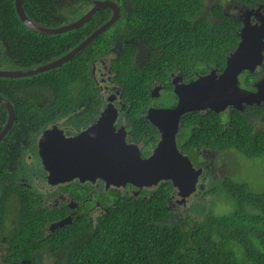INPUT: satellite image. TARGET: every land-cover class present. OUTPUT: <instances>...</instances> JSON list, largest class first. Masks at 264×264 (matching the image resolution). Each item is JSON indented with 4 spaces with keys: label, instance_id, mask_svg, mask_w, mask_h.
I'll return each mask as SVG.
<instances>
[{
    "label": "trees",
    "instance_id": "obj_1",
    "mask_svg": "<svg viewBox=\"0 0 264 264\" xmlns=\"http://www.w3.org/2000/svg\"><path fill=\"white\" fill-rule=\"evenodd\" d=\"M123 4L119 23L99 35L70 61L32 76L0 77V93L15 107L17 119L0 143V176L5 154L9 158L18 147L44 129L55 111L62 113L74 100L97 93L90 75L91 60L109 52L120 31L140 30L153 48L146 66L134 61L132 45H126L113 69L124 94L133 102L134 122L144 129L138 112L149 101L151 79H163L164 72L181 67L188 70L202 62L220 69L239 41L242 21L229 15L220 1L206 0H116ZM249 6L264 0H238ZM27 14L36 22L59 26L64 20L52 14L51 0H23ZM111 15L110 8L98 11L86 24L60 34H43L28 28L20 19L15 0H0V38L7 41L12 56L5 51L2 64L17 68L34 67L67 53L89 36ZM264 65V64H263ZM244 87H252L253 76L246 71ZM264 105L235 110L230 121L218 112L193 111L183 115L186 132L181 149L212 144L233 149L248 157L264 156ZM8 119L0 103V130ZM142 121V122H140ZM231 122V124H230ZM6 178V176H5ZM4 178L0 179V185ZM6 183V182H5ZM213 192L234 199L232 209L215 211V203L196 206L203 217L189 216L171 222L168 206L170 189L160 186L150 198H121L99 224L87 231L67 229L62 239L48 246L59 251L52 264H264V189L254 190L245 180L225 178ZM2 199L0 213H2ZM15 205L17 228L9 235L12 248L26 253L40 244L42 215L31 211L29 198L5 189V211ZM41 241V240H40ZM64 241V242H62Z\"/></svg>",
    "mask_w": 264,
    "mask_h": 264
},
{
    "label": "flooded vegetation",
    "instance_id": "obj_2",
    "mask_svg": "<svg viewBox=\"0 0 264 264\" xmlns=\"http://www.w3.org/2000/svg\"><path fill=\"white\" fill-rule=\"evenodd\" d=\"M51 1L53 2V8L51 9L52 14L55 17L66 20L68 17L75 14L78 15V18L81 17L95 5L96 0H77L70 14H66L62 9H68L76 0ZM114 1L121 7L122 12L123 4L118 3L116 0ZM236 4L237 9L240 11L239 14L242 12L243 8H259L260 12H264V1L249 6L236 0ZM104 8L107 7H102L97 10V12ZM110 10L111 17L113 10L111 8ZM109 18L107 20H109ZM119 20L120 18L111 27H115L116 24L119 23ZM255 20L256 17L253 15L252 21L255 22ZM126 45H132V48L135 50V63L139 67L146 66L153 51L147 39L139 29L131 31L120 30L115 35L109 52L91 60V81L97 89V93L93 95H84L76 100L69 97V107L64 113L60 110L55 111L52 121L44 129L34 134L29 142H25L19 146L18 151L11 156V159L9 158L8 152L5 154V159L1 167L3 174L0 176V179L2 177L4 178L0 185V203L1 198H3L2 213H0V264H44L43 255L48 256L50 252L48 246L42 247V244L49 245L55 241H59V239L63 238L61 235L66 232L67 229H70V231L74 229H78V231H80V229L87 231L88 229H86V226L89 222L93 227L99 224L100 220L106 213L111 211L112 207L116 206L121 198H150L153 191L160 186H165L171 191V198L168 202V206L171 211L170 221L173 223L176 217V205H188L192 197L202 200L205 197L217 195V192H213L214 189H220V185L224 182L225 178L231 176L235 177L234 173L230 170H225L223 172L224 177L219 179L218 171V164L221 163L222 160L223 166L229 164L228 153L229 151L234 152L235 150L220 149L212 144L194 148L188 147L187 144L185 146L188 149L186 151L182 150L180 143L185 144L186 141H184V139L186 132L183 131V124L180 122V128L177 133L178 146L183 153L189 155L196 169H202L196 190L186 199H183L179 195V190L169 180H161L157 185L143 186L140 188L132 183L121 186H108L107 182L102 178H97L94 181H82L79 177L66 182L51 183L49 181L48 172L44 168L43 159L40 154V138L46 129L58 126L67 137H75L95 124L99 120L102 112L111 105L117 110V115L113 122L115 131L121 133L122 130L126 141L129 144L137 145L142 155L147 157L154 151L162 137L155 123L148 118L150 110L175 107L180 98L177 90H175L176 81H184L187 83L196 80L199 75L206 74L213 68V66L205 64V67H208V69L207 71H203L202 62L197 61L193 63L191 67H188V70L181 67L171 68L164 72L163 79H157V77L152 78L151 86L149 87V101L140 109L138 116L143 118V122L148 121L151 123L155 127V130L151 129L149 125H146L148 123H145L143 129L142 126L134 122L132 115L134 110H131L133 102L124 94L122 84L119 82L120 80L115 77L113 69L115 60L119 59ZM2 48L0 60L4 51L6 54L12 56L7 41H5V47ZM263 64L260 65L254 73L250 72L253 76L250 81L253 82L252 87L247 88L255 89L253 85L254 82L264 76ZM2 65L3 66L0 67L5 69L4 64ZM214 67L218 69V73H221L224 69H220L217 66ZM246 71L248 70L240 74V81H249L245 76ZM260 105H264V102ZM254 106L255 105L249 107ZM247 107L248 106H245L244 110L228 107L227 110L219 112V114H221V119L227 122V120H231L235 110L244 112ZM208 110H205V112ZM224 112H226L227 116L224 115ZM263 116L264 115H262V117ZM236 154L241 158V152L236 151ZM236 154L235 156H237ZM232 162L235 163L236 158L231 159L230 163ZM6 188H10L12 192L17 191V193L22 194L26 199L29 198L28 205H30V207L28 208L32 212L34 210L39 212L43 218L38 233L40 235V239H38L40 244L37 245L38 248L33 247L26 253H18L16 249L12 248V244L9 240V235L14 233L18 227V221L15 215V206L11 205L10 208L5 211ZM194 204H199V202L197 201V203ZM8 210L9 214L12 216L8 215ZM64 219H68L69 222L64 225H57ZM55 237L57 238L55 239ZM54 239L55 241H53ZM51 253L54 256L53 259H50L51 264L56 257H62L58 250L55 251L51 249Z\"/></svg>",
    "mask_w": 264,
    "mask_h": 264
},
{
    "label": "water",
    "instance_id": "obj_3",
    "mask_svg": "<svg viewBox=\"0 0 264 264\" xmlns=\"http://www.w3.org/2000/svg\"><path fill=\"white\" fill-rule=\"evenodd\" d=\"M15 5L20 19L28 28L49 35L83 26L102 7H110L113 14L67 53L34 67H0V77L32 76L61 66L108 30L121 16V7L114 0H96L95 5L81 17L59 26H49L32 19L26 12L23 0H15ZM253 15L256 17L255 22L252 21ZM237 19L243 23L239 29L241 39L236 49L228 54L223 71L218 73V69L213 67L196 80L187 83L176 81L175 90L180 95L178 104L169 109L150 110L148 118L155 123L162 137L149 156L144 157L137 145L129 144L122 130L121 133L115 131L113 122L117 110L109 105L95 124L75 137H67L58 126L44 131L40 138V154L49 181L66 182L77 177L82 181H94L102 178L108 186L132 183L140 188L169 180L178 188L183 199L191 195L197 188L202 169H196L189 155L178 146L177 133L181 117L192 111L208 109L218 113L228 107L244 110L245 106L264 102V76L254 82L255 89L242 86L240 81L242 72L248 70L254 73L264 63V12H260L259 8H247ZM0 103L8 110V119L0 130L1 143L14 125L17 112L12 102L2 93ZM67 222L69 220L64 219L57 225Z\"/></svg>",
    "mask_w": 264,
    "mask_h": 264
},
{
    "label": "rangeland",
    "instance_id": "obj_4",
    "mask_svg": "<svg viewBox=\"0 0 264 264\" xmlns=\"http://www.w3.org/2000/svg\"><path fill=\"white\" fill-rule=\"evenodd\" d=\"M214 1H220L221 3H223V5L226 8L227 13L229 15L235 17V18H238V14L240 11L237 9L236 0H206V3L208 5H210ZM76 2H77V0L72 5H70L68 7V9L63 8L62 11L65 12L66 14L67 13L70 14V11H72V9H74ZM244 10H246V8H243L242 11H244ZM76 18H78L77 14L71 15L66 20H63L61 22V24L71 22L72 20H75ZM2 47H5V41L0 38V52H2V50H3ZM1 63L2 62L0 60V65H1ZM8 65H9V69H17V67L14 65H12V67H11L10 63H8ZM1 66H3V65H1ZM224 115H226V112H224ZM234 152L229 151V153H228L229 154V157H228L229 164H226L223 166V160L221 161V163L218 164L219 179H222L224 177L223 172L225 170L226 171L230 170L232 173H234L236 179L247 181L254 190H259V191L263 190L264 189V156H262V157H248L245 154L241 153V158H240L239 155L236 154V151H234ZM235 154L238 157L235 156ZM233 158H236V162L230 163L231 159H233ZM223 194H217V195L215 194L213 196L211 195V196L205 197L204 199L201 198L202 200H199V199L192 197L190 199V202L188 205H184V204L183 205H176L177 209H176V217L174 219L175 220L174 222L186 221V219L189 216H193V217L201 219L203 217V213L198 212L195 209V207L201 206L202 204H205V206H206L208 204L210 205V204L215 203V211L216 212L226 211V210L232 209L234 206V199L231 198L230 196L226 195V194H224V195ZM197 201L199 202V204H194V203H197ZM11 205H15L16 208L18 209L19 208V201L17 200V203L11 202ZM8 215L12 216L9 214V210H8ZM42 251H44V250H42ZM49 252L50 253L48 256L43 255L44 264H51L50 259L54 258V256L52 255L50 250H49Z\"/></svg>",
    "mask_w": 264,
    "mask_h": 264
}]
</instances>
